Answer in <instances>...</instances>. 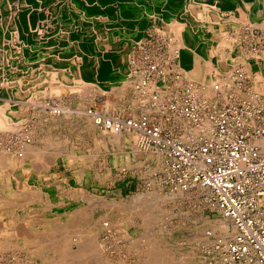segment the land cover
<instances>
[{"label":"rangeland","instance_id":"1","mask_svg":"<svg viewBox=\"0 0 264 264\" xmlns=\"http://www.w3.org/2000/svg\"><path fill=\"white\" fill-rule=\"evenodd\" d=\"M55 1V5L60 3V0ZM79 1L81 0H68L69 3L67 5H69L67 7L81 5L86 6L87 9L90 8L88 1L82 0L81 3H78ZM12 3L18 5V10L15 8V11H12L13 16L18 19L22 14L24 16V9L19 8L20 0H13ZM126 5L143 8V4H137V1ZM107 6H103L101 3L96 5L98 9L105 11L103 12V17L116 22L121 4L113 3ZM25 11L26 13H31V6L28 9L26 8ZM1 14L2 12H0ZM94 15L89 12L86 13L88 19L94 17ZM165 15H162L161 18L157 15L156 21L151 22L152 24L146 31L147 34L142 35L140 41L131 44L128 52L130 59L132 56L134 60V68L131 69L137 70L140 78L145 80L143 84L149 85L147 87L149 89L145 90L147 92L141 93L142 96L146 97V100L144 99V101L141 100L140 102L136 94L135 96L129 92L127 96L125 95L126 101L129 97L131 98L132 96L133 98L135 96L136 103L132 100L131 103L127 101L128 103L118 106L117 95L111 91L98 93L95 100L89 104V99L92 97L91 93L95 91L96 87L104 89L110 87L108 80L96 82L94 85L87 81L85 84L91 87L88 88L86 86L85 90L87 91L90 88L91 90H88V92L82 90L85 93L83 92L79 95L82 97L81 99L77 97V94L68 95V93L63 98L56 95H50V97H59L58 100H61L70 109H78L82 104V110L91 106L93 110H98L106 116L117 115L120 117L146 119L150 124L162 127L164 134L177 139L178 143L183 144L187 148H196V146L213 137L215 130L214 126L210 125L211 134L209 136H202L196 142L187 140L188 135L192 136L193 131H196V128L200 126H197L200 118L207 115L218 117L225 112H227V116L235 118L237 115L246 114L244 112L248 104L255 110L257 108L253 105L259 107L264 105V26L255 27L254 23L245 22L246 24H241L242 27L235 28L232 21V17H235V15L220 14L218 17L221 19L220 22L215 24L213 37L205 36L204 30H195L194 40L202 42V45L184 55L178 53L180 50L176 46L178 42H174V39L161 29L165 23H169L172 20L170 15L169 19ZM188 15H186L187 17L183 15V17L188 19ZM67 16L70 17L72 15ZM141 16L142 14L139 15V17ZM39 18L42 19V15ZM57 21L53 23L54 25H46L45 20L42 33L50 35L56 29ZM90 23L92 25L95 22L91 21ZM123 26L126 25L124 24ZM110 27H106L102 31L105 36L113 39ZM47 28H49L48 31ZM222 33L227 36L224 39L226 43L225 56L222 51L220 52L222 56L220 55L219 59L222 58L220 62L222 61L226 64L219 63V59H217L219 55H216V51H213L216 47L218 52L222 45V37L214 38ZM13 40L11 39L10 42H13ZM34 41L33 43H35ZM178 41L181 43L180 39ZM173 43L175 44L173 45ZM206 43L214 44L215 47ZM34 47L36 48V46ZM117 48L119 49V47ZM101 54L106 55L104 51ZM225 57L228 58V63L223 59ZM128 64L129 56L127 72L130 74L131 70ZM152 66H156L157 71L151 74L154 76L149 77L146 72H150ZM242 70L246 72L247 76L241 77V82L239 83L234 78L236 71L241 75ZM13 72V69H9V74ZM214 73L216 74L215 76ZM224 80L227 81L226 88L228 90H223L224 92H219V94H212V90L209 87L210 84L212 88L214 83V85L218 86L221 84L222 86H220L223 89L222 81L225 82ZM1 81L2 79H0V93L3 90L2 87H4V83ZM57 83L59 82L56 81L52 86L55 88L59 85ZM149 83L153 84L150 85ZM151 86L154 88L153 90ZM205 86L209 87L208 92H203L202 95V92L197 93L198 89L204 91ZM257 87L258 90H256ZM260 89L262 91H259ZM82 101L83 103H81ZM139 106L140 108H138ZM72 114L66 113L65 117L54 120L55 126L52 125V128L49 126V132L45 130V134L41 133L39 128L36 130L38 137L36 136V144H33V148L38 146L42 152L39 154L41 159H38V156L35 157L32 151L27 154L28 160L32 156L34 159V161L33 159L30 160L32 173H28L31 189H19L20 185L18 183L24 177H19L20 175L13 164H11L12 161L8 159L10 155L2 154V148H6L8 144L11 145L10 143L13 141L10 142L5 135L0 137L2 147H0V157L4 156L6 160H9L6 163L0 162V198L21 201L19 197L16 198L18 193L33 191V199H30V201L38 203L35 205L16 206L17 211L14 213L8 212L9 214L2 212V209L8 210L13 209V207H6L0 204V234H4L1 242L5 243L0 245V264H57L56 258L50 259L48 254L49 251L57 248V250H61L59 249L60 247L70 251V254H66L69 259L67 258L63 264H154V259L157 264H175V262H177L176 264H207L208 260H210H207V256L209 255L208 257H210L216 254L212 249L219 251L224 248L221 239L217 240L213 247H211V243L209 244V241L211 242L214 237L216 238V234L217 236L221 235L218 231H214L210 225L221 219L226 224L228 222L229 226L234 224V222L224 218L219 213L209 189H204L203 191L199 187L188 190L181 189L183 194L179 193L181 190L177 189V185L174 183L179 182V176L173 179L171 175L169 178L166 157L164 158L163 154L159 155L157 149V151L149 150L152 148L146 150L147 147L142 144V136L140 139L138 137L137 141L145 150L137 148V141H135L136 138L133 134L114 133V135L113 133H108V135H105L95 127L90 118L86 117L87 120H83L76 111ZM99 132L101 134H98ZM123 132H126V130L124 129ZM48 134L52 136L50 135L49 138ZM43 137H46V139H43ZM55 137H57L59 142ZM38 138L39 140L43 139V141H37ZM101 138L102 141H100ZM46 140L48 142L50 140L51 145L48 142L47 144ZM128 140L129 142L127 143ZM53 142H57L56 146H54ZM48 145L53 147L60 146L61 149L59 147L56 149L51 147L50 149ZM57 150H59V153ZM162 152L164 151L162 150ZM32 162H34V165ZM38 168L40 172H38ZM11 182L14 184L12 185ZM103 216H106L107 219ZM45 225L46 227H44ZM21 233L36 234V241L38 240L37 243L39 245L30 247L23 244V240L19 237ZM10 239H13L12 242ZM63 243L65 246L62 245ZM78 251L83 252L81 254ZM157 253L161 257H158ZM74 254L78 258H74ZM149 254L151 255L149 256ZM163 254L165 258H163ZM224 254L227 258V252L224 251ZM216 255L223 263L221 254L220 256ZM162 259L164 262H162ZM232 264L234 263L232 262Z\"/></svg>","mask_w":264,"mask_h":264},{"label":"bare ground","instance_id":"2","mask_svg":"<svg viewBox=\"0 0 264 264\" xmlns=\"http://www.w3.org/2000/svg\"><path fill=\"white\" fill-rule=\"evenodd\" d=\"M12 1L13 0H0V12H2V14L0 15V79H2V81L4 83L3 84L4 87H2L3 90L0 93V137L5 135L6 139L8 138V140L10 142L11 141H13V142L10 143L11 145L8 144L6 146V148H2L1 144H0V147L2 148V151H3L2 154L4 153V155L7 154L10 156H13V157L8 156L9 157L8 159L12 161V163L11 162L10 163L13 164V166L15 167L17 173L20 175L19 177H24V179L19 181L18 184L20 185L19 189L22 188L23 190H25L27 188L31 189L30 188L31 185L29 183L30 182L29 174L32 173V169L30 166V162H31L30 160L33 159L32 158L33 156H32L31 159L29 158V160H28L27 154H29L28 152L32 151V154L35 157L36 156L39 157L40 152H42L39 150L40 147L38 148V146H37V148H33V144H36V136L38 137V134L36 135V130H38V128H39V130H41V133H44L45 130L47 132H49L48 127L51 126V128H52V125L55 126L54 120H58L59 118L65 117L66 113L73 115L72 113H75V111H76L79 114V116H81L83 118V120L84 119L87 120L86 117L90 118L91 121L93 122V124L95 125V127L97 129H99L105 135L106 134L108 135V133H111V134L112 133L113 134L114 133H117V134L125 133V134H133L136 138L135 141H137L138 137L140 139V137L142 136L140 130L138 131L135 128H131L128 126H124V127L123 126H119V127L109 126V127H107V125H105L104 121L98 122L96 120V117L98 115H101L103 117H106V115L102 114L98 110L97 111L93 110L92 109L93 107L87 106L89 108L85 109L86 108L85 107L84 108L85 110H82L81 107H83V106L81 104L78 109L77 108L76 109H74V108L70 109V107L69 108L66 107L65 104H63L61 102V100H58V98L59 97L63 98L64 95L65 96L67 95L66 93H68V95L69 94H73V95L77 94V97H80L79 95L84 92L82 90H85V87L87 86L85 84L87 81H89L90 83H92L94 85V83H96V82L108 80L110 82L109 88L104 89L102 87H96L95 91H94V89H92L94 91V92L92 91L94 94L91 93L92 97L89 95L91 97L89 99V104H91L92 101L95 100L98 93L111 92V91L117 95V98H118L117 105L118 106L124 105V103H128V102L131 103L132 100H134L136 103V99H135L136 95L139 97L140 102H141V100L142 101H144V99L146 100V97L142 96L141 93L143 94L144 92H147L145 90L147 89V87L149 85H146V83L143 84L145 80H143V78H140V76L137 74L138 73L137 70H135V71L132 70L134 68V65H133L134 60H133L132 56L130 59V55L128 52L130 50L131 44H133L134 42L140 41V39L142 38V35L144 36L145 34H147L144 31L145 28L147 27L149 22L151 23L153 21H156L157 17L154 15L148 14L150 9H151V7L149 5H148V11L145 14H143L140 18L138 17L135 20L132 19L131 16L134 13H136L137 10L131 9L130 11H127L126 13L120 14L116 22L110 20L107 17H103L102 15H94V17L88 19L85 14H82V13L81 14L80 13L75 14V11H74L73 14H71L72 16H70V17L67 16V13L64 14V16L60 19V21L58 20L60 15L58 17H56L57 16L56 15L55 21L58 20L57 21L58 24H56L57 25L56 29L55 30L52 29L53 31L50 35H44L42 33V29H43V26H45V20L47 19L48 15L46 16L45 12L43 10H40V6H41L40 0H20V4H19L20 7L19 8L24 9L23 12L25 13L24 16L22 15V18L20 17L21 19H23V22H21L20 18L18 19V18L13 16L12 11L13 10L15 11V8H16V10H18V8H17L18 5L15 3L13 4ZM87 1L89 2V6H90V8L88 10L91 11L96 7V5L98 3L106 4L111 0H87ZM160 1L157 0V5L162 4V6H163L164 4ZM153 2H155V1H153ZM67 3H69L68 0H60L59 4L54 5V10L66 8L69 5V4L67 5ZM205 5L206 6L203 10L195 11L194 13L189 14L188 19H185L183 21L180 20L176 23H172V21H171L169 23H165L163 25V27L161 28V29H163V32L170 35V37L172 39H174V42L175 41L178 42V44H176V46L179 47L180 50H182L181 52L179 50L178 53H182L185 55L190 50H196L198 48V46H196L194 44V40L192 39L195 30H204L205 32H203V33L205 36H207V37L212 36L213 37V34H214L213 31L215 30V23L220 22L221 18L218 17V13H217L216 8H214L208 4H205ZM30 6H31V13H29V12L26 13V11H25L26 8L28 9ZM37 11H38V13H37ZM40 15H42V19L39 18ZM236 17L233 20L235 28L242 27L241 24L247 22V21H243V19H240L239 17H237V18ZM91 21H93L95 23H93L91 25V23H90ZM128 22H129L130 28L127 29V26H123V25L125 23H128ZM250 23H253V22H250ZM263 23H264V21H263ZM62 24H64V25L62 26ZM22 25H23V27H21ZM134 25H137V26L134 27ZM106 27L107 28L110 27L112 29L111 35H112L113 39L105 36V33L102 31V29H105ZM132 29H137V30L134 31ZM223 33L220 35L218 34L214 37L217 39L222 37V39H223L222 45L220 46L218 52H217V48L215 47L214 44L210 45V44L206 43L210 46L215 47V49L213 51H216V55H219L217 59H219L220 55L222 56V54L220 53L222 51H223V54L225 56L224 49L226 47V43H225L224 39H226L227 36H226V34H223ZM11 39H14L13 42L12 41L10 42ZM23 39H24V41H23ZM178 39H180L181 43L178 41ZM33 40H35L34 41L35 43H33ZM18 41H20V42H18ZM230 41H228V42H230ZM174 44L175 43H173V45ZM34 46H36V48ZM61 46H63V47L61 48ZM114 46L116 47V49ZM8 47H9V49H8ZM113 47H114V49H113ZM117 47H119V49ZM102 51H104L106 53L105 56L101 54ZM128 56H129L128 66L131 70L130 74H128V72H127ZM221 59H219V63L224 64L225 62H222V61L220 62ZM223 59L226 62L228 61L227 57H225ZM232 61H233V59H232ZM9 69H13L14 72L9 74ZM215 75L216 74L214 73V76ZM241 75H239L238 71H236V75H235L234 80L236 79V81L240 83L241 77L247 76L246 72L244 70L241 71ZM56 81L59 82V83H57L59 85H57L54 88V86H52V84L56 83ZM224 81L225 82L222 81L223 86H224L223 89L221 87L222 86L221 84H220L221 86L220 85L218 86V85H214L215 84L214 83L213 88H212V85L210 84L209 87L212 90V94H216V93L219 94V92L222 93V92L226 91V89H227L226 88V82L227 81L226 80H224ZM192 82H195V81H192ZM149 84L151 85L153 83H149ZM0 86H1V84H0ZM262 86H263V84H262ZM89 87H91V86H89ZM209 87L205 86L204 91H202V89L201 90L198 89L197 93L202 92L201 93V95H202L203 92L209 91L208 90ZM259 87H260V85H259ZM113 88H115V89H113ZM151 88H152V86H151ZM110 89H112V90H110ZM153 89L154 88H152V90ZM88 90H91V88ZM88 90L87 91L85 90V92H88ZM256 90H258V87L256 88ZM149 91H151V90H149ZM259 91H262V90L260 89ZM129 92L131 94H134V95L136 94V95L133 96V98H132V96H131V98L129 97L127 99V101H128L127 102L125 95L127 96V93H129ZM164 93H165V91H164ZM50 95H56L59 97L53 98V97H50ZM84 95H82V96H84ZM205 95H206V93H205ZM209 97H211V96H209ZM81 98L82 97H80V99ZM78 100H79V98H78ZM207 100H209V99H207ZM57 101H59V103H57ZM83 101H85V100H83ZM83 101L81 103H83ZM138 108H140V106ZM91 110H93V111H91ZM193 115H194V113H193ZM63 122H65V121H63ZM210 125H212V124H210L209 121H204L198 128H196L197 129L196 131H193L192 136L188 135L187 140L191 141V142H193V141L196 142L202 136L203 137L209 136L211 134V126ZM57 128H59V127H57ZM84 128H85V126H84ZM90 128H89V130H91ZM124 129L126 130V132H123ZM81 130H83V129H81ZM77 131H78V129H77ZM101 132H99L98 134H101ZM189 132H191V131L189 130ZM50 135H49V138H50ZM55 135H57V134H55ZM57 137H55V138L57 139ZM119 137H121V136H119ZM43 139H46V137H43ZM43 139L39 140V138H38L37 141L38 140L43 141ZM110 139H112V138H110ZM57 141H58V139H57ZM100 141H102V138ZM116 141H118V140H116ZM45 142L47 143L48 141L46 140ZM128 142H129V140L127 141V143ZM48 143L51 145L50 140ZM53 143H52V145H53ZM56 143H54L55 144L54 146H56ZM123 144H124V142H123ZM256 144L258 146H260V151L264 155V140H257ZM59 145H62V144H59ZM136 146H137V148L139 147L141 150H145L143 148V146L139 143V141H137ZM49 147L51 149V147H53V146H49ZM58 147L60 148V146H58ZM58 147H53V148L56 149ZM45 149L47 151L46 147H45ZM106 149H107V147H106ZM147 149L148 148H146V150ZM149 150L157 151L155 148H152ZM53 151H54V149H53ZM57 151L59 153V150H57ZM135 151H136V149H135ZM158 152H159V155L163 154L164 158L166 157L165 153L162 152V150H158ZM54 155H55V153H54ZM38 159H41V158L39 157ZM7 160L5 159L4 156L0 157V162H3V163L9 162V160L8 161ZM33 161H34V159H33ZM32 163L34 165V162H32ZM3 168H5V167H3ZM34 169H36V168L34 167ZM38 170H39V168H38ZM38 172H40V170ZM7 174H11V173H7ZM5 178H7V177H5ZM12 178H13V176H12ZM38 183H39V181H38ZM45 183H48V182H45ZM11 184H12V182H11ZM5 187H6V185H5ZM179 189L181 190V188H179ZM199 189H202V191H203L204 189L206 190L207 188L199 186ZM182 191L183 190H181V192H179V193H182ZM14 192H15V189H14ZM32 192L33 191H29V192L27 191V192H24L21 194L18 193L16 198L19 197L21 199V201H17V200L15 201L13 199L9 200L7 198H0V204L1 205L6 206V207L11 206V208L13 207V209H8V210L2 209V212H4L5 214L14 213L17 211V207H19L21 205L38 204L37 202L30 201V199L31 200L33 199L32 198ZM103 206H104V204H103ZM101 207H102V205H101ZM85 210H87V209H85ZM105 210H107V209H105ZM95 211H96V209H95ZM108 211H110V210H108ZM81 212H84V211H81ZM101 212H103V211H101ZM74 213H75V211H74ZM106 216H107V214H106ZM83 218H84V216H83ZM106 219H107V217H106ZM78 220H80V219H78ZM101 223H102V221H101ZM108 223H106V224H108ZM234 225L235 224H231V226H229L228 222L226 224L224 222V220L222 221V219L217 220L210 225V226H212L214 231H218L221 235L217 236V234H216V238L214 237V239H212L213 241L212 240H211V242L209 241V244L211 243V247H213L215 242L217 240L221 239L222 244L224 245V248L222 250H219V251H217V250L215 251L212 249V251H214L219 256L221 254V256H222L221 258L223 259L224 262L222 263L219 260V257L217 258V255L215 254L214 256H210V257H208L209 255L207 256V260L210 259V260H208L207 264H229V263L232 264V262H229L227 260L225 254H224V251L225 252L227 251L228 243H229L230 239L233 238L235 233H236V226H234ZM91 226H92V223H91ZM44 227H46V225ZM68 227H71V226H68ZM90 228H92V227H90ZM110 228H111V226H110ZM18 232H19V230H18ZM49 233H50V231H49ZM89 235H91V234H89ZM3 236H4V234H0V245L5 244L4 242H1ZM19 237H21V240H23V242H24L23 244H25L27 246L31 247V246H38L39 245V243H37L38 240L36 241V239H37L36 234H28V233L22 234L21 233L19 235ZM6 238H8V237H6ZM10 240H9V242H10ZM12 240H11V242H12ZM65 241H67V240H65ZM62 245L65 246L64 243ZM81 246H83V245H81ZM57 249L49 251L48 258H50V259L56 258L55 261L57 264H63L65 262V260L68 258L66 254L67 253L70 254V251L68 249H64L61 247L59 248L61 250H57ZM81 249H82V247H81ZM36 250H37V248H36ZM83 251H81V252H83ZM78 252L81 253L80 251H78ZM84 253H86V252L84 251ZM150 253H152V252H150ZM164 254H163V258H165ZM150 255L151 254H149V256ZM157 256L161 257L160 254H158ZM76 257L77 256H75V254H74V258H76ZM154 257H153V259H154ZM71 258H73V257H71ZM148 258H150V257H148ZM168 258H171V257H168ZM156 259H157V257H156ZM171 259H173V258H171ZM182 260H185V259H182ZM153 261L155 262L154 264H157L155 259ZM176 261H180V260H176ZM158 262H159V260H158ZM162 262H164V260ZM176 263L177 262H175V264ZM233 263L237 264L236 262H233ZM158 264H160V263H158Z\"/></svg>","mask_w":264,"mask_h":264},{"label":"built area","instance_id":"3","mask_svg":"<svg viewBox=\"0 0 264 264\" xmlns=\"http://www.w3.org/2000/svg\"><path fill=\"white\" fill-rule=\"evenodd\" d=\"M156 71L152 66L146 74L152 77ZM253 106L257 110L248 104L246 114L235 118L227 112L220 118H200L197 126L209 121L215 131L211 139L196 148L178 143L146 119L98 115L96 120L104 121L107 127L140 130L143 145L166 154L169 178L179 176V182H174L177 189H209L219 213L236 226V235L227 246L228 260L264 264V155L256 144L264 140V105Z\"/></svg>","mask_w":264,"mask_h":264},{"label":"crops","instance_id":"4","mask_svg":"<svg viewBox=\"0 0 264 264\" xmlns=\"http://www.w3.org/2000/svg\"><path fill=\"white\" fill-rule=\"evenodd\" d=\"M133 1H137V4H140V3L143 4V8L140 9V7H135V6L130 7V6L126 5L130 2H133ZM153 1H155L156 3ZM158 1H160V0H158ZM40 2H41L40 10H43L45 12L46 16L48 15L47 19H46V25H54L53 23L55 22V16L56 15H57L56 17H58L60 15L59 19H58L60 21V19L64 16V14L67 13V15H71V14H73L74 11H75V14H77V13L81 14L82 13L85 15L88 12L90 14H95V15L101 14V15H103V12H105L102 9L101 10L98 9L97 7H95L91 11H88L86 6H81V5H77L75 7L71 6L70 8L66 7V8L54 10V5L56 2L55 0H40ZM81 2H82V0L79 1L78 3H81ZM85 2H87V0H85ZM160 2H162L165 6L163 5L164 6L163 7L162 4L157 5V0H115V1L111 0L106 4H103V3H101V4L103 6H107L108 4L120 3L121 8L118 12L117 17H119L120 14H123V13H126L127 11H130L131 9H136L137 10L136 13H134L131 16V18L134 20L137 19L140 14H142V15L145 14L148 11V5H149L151 7V9H150L148 14L154 15L156 17L158 15V16H160V18L162 15L166 14L168 16V19L170 17L172 18V20H170V22L172 21V23H176L180 20L183 21L184 19H186L185 17H183V15L186 16L188 14L194 13L195 11H201L205 8V6H206L205 4H208V5L217 9L218 15H220L221 13L222 14H224V13L225 14H233V15H235V17L237 16L240 19H243V21H247L246 23L253 22L255 27H262L263 26L262 24L264 21V0H161ZM37 13H38V11H37ZM22 15H21V18H22ZM166 15H165V17L167 18ZM169 15H170V17H169ZM173 17H174V20H173ZM235 17H232V21L234 20ZM21 22H23V19H21ZM151 24L152 23L149 22V24L147 25V27L144 30L145 32L147 31V29H149ZM125 25L127 26V29L130 28L129 22L125 23ZM135 26H137V25H134V27ZM21 27H23V25ZM48 29L49 28H47V31H48ZM132 30H134V29H132ZM192 39L194 40V34H193ZM194 44L196 46L200 47L202 45V42H198L195 39ZM202 75H203V73H202Z\"/></svg>","mask_w":264,"mask_h":264}]
</instances>
